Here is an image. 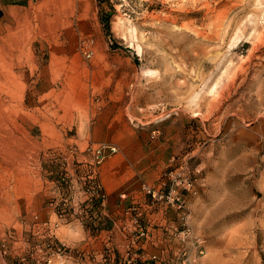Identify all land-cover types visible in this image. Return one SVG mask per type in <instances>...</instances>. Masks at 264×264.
I'll use <instances>...</instances> for the list:
<instances>
[{
  "label": "rangeland",
  "instance_id": "rangeland-1",
  "mask_svg": "<svg viewBox=\"0 0 264 264\" xmlns=\"http://www.w3.org/2000/svg\"><path fill=\"white\" fill-rule=\"evenodd\" d=\"M98 144L130 204L188 177L190 264H264V0H0V264L147 250L74 204Z\"/></svg>",
  "mask_w": 264,
  "mask_h": 264
},
{
  "label": "built area",
  "instance_id": "built-area-1",
  "mask_svg": "<svg viewBox=\"0 0 264 264\" xmlns=\"http://www.w3.org/2000/svg\"><path fill=\"white\" fill-rule=\"evenodd\" d=\"M85 152L89 155V160H84L87 163L86 176L84 184L88 183V188L82 189L83 199L75 198V206H81L85 211H99L104 208L106 202V193L102 185L95 181L94 174L97 165L101 164L105 158L116 152V146L113 144H98L97 146H87ZM83 178V177H82ZM190 181L183 172L172 178V182L165 191H159L150 187L147 184H142V190L149 195L152 203L160 201L165 209H174L178 214L179 222L175 229L169 233V236L174 239L173 253L162 255L161 253H149L147 256L139 255L137 261L133 258L119 260L117 264H190L195 255L203 254L204 239L201 236H192L189 224V207L188 200L185 196L186 191L190 188ZM137 221H135L136 223ZM142 228V227H141ZM138 229H140L138 227ZM138 236L146 237L149 235L146 229L137 231ZM172 239V240H173ZM171 242L170 238H167ZM190 244L194 249L191 251ZM195 252V253H193Z\"/></svg>",
  "mask_w": 264,
  "mask_h": 264
},
{
  "label": "crops",
  "instance_id": "crops-1",
  "mask_svg": "<svg viewBox=\"0 0 264 264\" xmlns=\"http://www.w3.org/2000/svg\"><path fill=\"white\" fill-rule=\"evenodd\" d=\"M124 175L125 170L118 167L98 168L97 178L106 193L104 208L96 211L98 216L94 215L98 222L100 220L99 224L102 225L99 226V233L107 235L111 242L117 241L119 238L125 237V234L129 232V224L133 222L135 235L138 230L146 229L151 237L147 250L145 252L139 251L141 255L145 257L154 252L166 256L172 254L174 239L169 236V233L175 229L179 222L177 212L174 209H165L160 201L152 203V200L145 196L139 197L132 204H130L131 201L121 199L120 196H125L120 189ZM135 221L137 222L135 223ZM137 227L140 229H136ZM167 238H170L171 242H168ZM143 246L141 245V248H145ZM119 250L115 249L109 254L111 261L114 256L123 254Z\"/></svg>",
  "mask_w": 264,
  "mask_h": 264
},
{
  "label": "bare ground",
  "instance_id": "bare-ground-1",
  "mask_svg": "<svg viewBox=\"0 0 264 264\" xmlns=\"http://www.w3.org/2000/svg\"><path fill=\"white\" fill-rule=\"evenodd\" d=\"M67 252V251H66Z\"/></svg>",
  "mask_w": 264,
  "mask_h": 264
}]
</instances>
